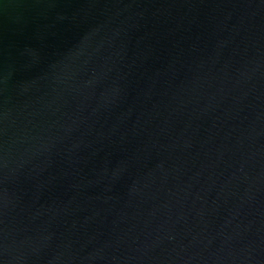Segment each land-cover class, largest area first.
Masks as SVG:
<instances>
[{
    "label": "water",
    "instance_id": "1",
    "mask_svg": "<svg viewBox=\"0 0 264 264\" xmlns=\"http://www.w3.org/2000/svg\"><path fill=\"white\" fill-rule=\"evenodd\" d=\"M0 264H264V0H0Z\"/></svg>",
    "mask_w": 264,
    "mask_h": 264
}]
</instances>
